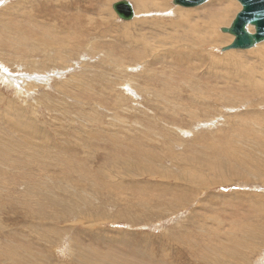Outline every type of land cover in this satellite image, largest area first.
Listing matches in <instances>:
<instances>
[{"label":"rangeland","instance_id":"rangeland-1","mask_svg":"<svg viewBox=\"0 0 264 264\" xmlns=\"http://www.w3.org/2000/svg\"><path fill=\"white\" fill-rule=\"evenodd\" d=\"M116 1L0 0V264H264V42Z\"/></svg>","mask_w":264,"mask_h":264},{"label":"water","instance_id":"water-1","mask_svg":"<svg viewBox=\"0 0 264 264\" xmlns=\"http://www.w3.org/2000/svg\"><path fill=\"white\" fill-rule=\"evenodd\" d=\"M209 0H173V5L181 7H197ZM242 10L236 15L230 27H223L221 31L229 33L235 38L222 52L230 49H251L264 42V0H237ZM113 10L124 21L132 20L135 16L133 5L128 0H119L113 3ZM254 29L251 32L250 28ZM2 72L0 67V73Z\"/></svg>","mask_w":264,"mask_h":264},{"label":"bare ground","instance_id":"bare-ground-1","mask_svg":"<svg viewBox=\"0 0 264 264\" xmlns=\"http://www.w3.org/2000/svg\"><path fill=\"white\" fill-rule=\"evenodd\" d=\"M152 1H155V0H152ZM149 0H136V3H137V11H138V13L139 12H141V11H145V10H147V11H149L150 12V10H149V8L148 7H150V5H149ZM167 2H169V0H157V7H159V8H161L162 10H165L164 8L165 7H167ZM207 2H210V1H207ZM134 3V2H133ZM135 4V3H134ZM151 4H152V2H151ZM113 5V4H112ZM205 5V4H204ZM235 5L236 4H234V2L232 1V0H223L222 2H220V4L219 5H216V4H214V5H211L210 7H211V9H217V11L215 10L214 12L213 11H209V9H208V11L206 12V14H205V16L207 17V18H215V20H217L218 21V25H225L226 24V22H227V19L229 18V16L232 14V12H233V10L235 9ZM135 8V7H134ZM186 8V7H185ZM193 8V7H192ZM192 8H190V9H192ZM113 9V8H112ZM135 10V9H134ZM161 12V11H160ZM168 12H170V11H168ZM163 13V12H162ZM54 18V17H53ZM54 21V20H53ZM174 24V23H173ZM3 25V24H2ZM153 25H155V26H153L152 28H155V29H159V26H158V24H155V23H153ZM140 26V25H139ZM162 26V25H161ZM160 26V27H161ZM163 27V26H162ZM161 27V28H162ZM32 29V28H31ZM144 29V28H143ZM161 29H159V31H160ZM251 32H254V29L251 27L250 29H249ZM157 32V31H156ZM191 32V31H190ZM192 32H196V35H197V33H198V30L197 29H194V30H192ZM108 34V33H107ZM189 34V33H188ZM217 34H221V32L219 33V31H217ZM194 35V33H192V35H190V36H193ZM195 36V35H194ZM193 36V37H194ZM190 38V37H189ZM195 38V37H194ZM196 39V41H198L199 43H202L203 42V40H201V39H199V38H195ZM8 40V39H7ZM215 40H217V44H224V43H226L227 42V40L226 39H224V36H222V35H218L214 40H212L210 43H213ZM236 50V49H235ZM239 50V49H238ZM221 51V50H220ZM226 57L227 58H229L228 60L230 61V62H236V63H239L241 66H243V63H242V57L243 58H247V59H251V58H253V59H255V62L257 61V57L258 56H255V55H245V54H239V53H231L230 55H226ZM226 57H224L225 59H226ZM109 58V57H108ZM222 59V58H221ZM188 62V61H187ZM221 62H222V60H221ZM250 65V64H249ZM255 65V64H254ZM253 65V63H252V66H250V68H247L246 67V65H244L245 67V69H249L248 71H250L251 73H258V71L256 70V68H255V66ZM237 66H239V65H237ZM241 66H240V68H241ZM257 68H261V75H264V55H262V56H260L259 58H258V65H257ZM1 70H2V72L0 73V78H2V79H7V76L6 75H4L3 74V68L1 67ZM238 70V69H237ZM240 70H242V69H240ZM210 71H212V69L210 70ZM209 73V72H208ZM1 74H3L2 76H1ZM226 74V73H225ZM209 78H211V77H214V78H219V79H216V80H220L219 82H221V83H223V82H225V89L228 91V93L230 92L229 90H228V88H226V87H228L229 85L227 84V82H229L230 81V79L231 78H229V77H227L226 75L224 76V74H217L216 72H211V73H209V76H208ZM234 77H235V75H234ZM40 78V77H39ZM10 79V78H9ZM242 80V79H241ZM263 80H264V78H263ZM19 82V81H18ZM244 82V81H243ZM19 84V83H18ZM241 84H242V81H241ZM128 86H129V84H128ZM216 86V85H215ZM237 88V87H236ZM243 87L242 88H240V92H243ZM236 90V89H235ZM245 90V89H244ZM252 90V89H251ZM258 91L257 90H252V93L255 95L256 93H257ZM232 93V92H231ZM247 94H248V92H246ZM84 130V129H83ZM2 149V148H1ZM5 151H7V150H5ZM17 151H19V150H17ZM21 152V151H20ZM116 152V151H115ZM4 153V152H3ZM119 154H120V152H118ZM19 155H21L20 153H19ZM18 155V156H19ZM121 155V154H120ZM17 156V157H18ZM23 156H24V154H23ZM19 160V159H18ZM13 162H14V160H12ZM38 162V161H37ZM126 167V166H125ZM104 172V171H103ZM60 177V176H59ZM106 177V176H105ZM98 183V182H97ZM102 183V182H101ZM98 186V185H97ZM72 188V187H71ZM96 193H98V192H96ZM95 194V193H94ZM55 198V197H54ZM71 201V200H70ZM33 215V214H32ZM33 216H35V215H33ZM33 218V217H32ZM219 237V236H218ZM226 238L227 237H229L228 239H233V238H231L232 236H230V235H227V236H225ZM222 238V237H221ZM221 240V239H220ZM13 242V241H12ZM217 242H218V239H217ZM215 246V245H214ZM222 249H224V247L222 246ZM17 251V250H16ZM214 251V250H213ZM212 252V251H211ZM82 261V260H81ZM80 262V261H79ZM84 262V261H83Z\"/></svg>","mask_w":264,"mask_h":264}]
</instances>
